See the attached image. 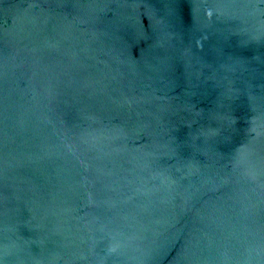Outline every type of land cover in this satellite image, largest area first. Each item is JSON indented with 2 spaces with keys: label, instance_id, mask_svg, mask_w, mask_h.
Segmentation results:
<instances>
[{
  "label": "water",
  "instance_id": "1",
  "mask_svg": "<svg viewBox=\"0 0 264 264\" xmlns=\"http://www.w3.org/2000/svg\"><path fill=\"white\" fill-rule=\"evenodd\" d=\"M0 264H264V0H0Z\"/></svg>",
  "mask_w": 264,
  "mask_h": 264
}]
</instances>
